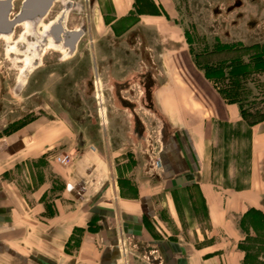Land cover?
I'll list each match as a JSON object with an SVG mask.
<instances>
[{
  "label": "crops",
  "instance_id": "obj_1",
  "mask_svg": "<svg viewBox=\"0 0 264 264\" xmlns=\"http://www.w3.org/2000/svg\"><path fill=\"white\" fill-rule=\"evenodd\" d=\"M97 4L110 13L115 41L139 32L147 45L149 63L137 74L152 82L148 109L171 129L161 167L151 170L133 146L145 140L137 118L123 130L119 116L104 113L103 90V146L78 143L81 153L65 168L50 157L61 142L71 145L64 133L44 117L15 127L0 94V264H264V122L249 127L197 67L168 0ZM94 40L101 77L134 75L130 55L117 66ZM22 62L21 74L31 58Z\"/></svg>",
  "mask_w": 264,
  "mask_h": 264
},
{
  "label": "rangeland",
  "instance_id": "obj_2",
  "mask_svg": "<svg viewBox=\"0 0 264 264\" xmlns=\"http://www.w3.org/2000/svg\"><path fill=\"white\" fill-rule=\"evenodd\" d=\"M168 5L171 17L182 28L186 44L194 61L201 67L212 68L214 78L217 80H221L218 77V74H221L219 73L221 69L229 66L230 63H235V60H240L247 64L248 72L255 73L243 81L246 91L251 93L248 101L252 105L256 104L259 106L264 104V0H168ZM104 8L101 6V11H105L106 8ZM98 9L99 4H97ZM71 19L69 18V21ZM97 20L94 25L95 32L90 35L91 39L98 41L97 48L99 45L106 46L104 40L108 39L106 50L114 53L113 63L118 66L117 57L125 60L127 59L125 55L128 54L132 64H134L133 70L135 71L133 75L135 81L132 90L123 91L122 93L117 92L120 97L122 96L121 99H128L124 100L126 103L124 106H128V110L124 109L117 101L118 98L116 96L118 95L116 92L106 90L102 92L105 105L108 104V110L105 107L104 113L119 116L123 130H130L131 124L136 126V118L138 119L139 128H143L145 132V140L138 144L134 143L133 146H135V149H141V147L143 150L147 149L141 152L149 158V167L154 171V164L159 159L158 154L163 149L164 141L167 138L166 135L171 129L159 115L148 109L144 96H141L144 79H142L143 74H137V72L141 71L145 62L149 63L148 59H146L147 45L138 38L140 37L139 32L129 35L126 38L128 43H125V41L118 43L117 40L115 41L112 31L104 28V22L99 15ZM68 26L69 30L77 28L76 24L74 27L70 26V24ZM101 28H104V34L100 32ZM148 35L152 38L150 31H148ZM5 43L6 49H0V94L2 102L6 104L8 115L18 121L15 127L35 120L38 117H44L53 122L55 128L59 130L58 132H63L65 137L70 140L71 145L61 142L55 146L50 157L55 160L63 155H70L71 162L68 166L81 153V150L76 147L78 143L85 144L90 149H95L97 146L102 147L106 132L104 131L101 107L95 99L97 92L91 91L89 88V85L92 84L90 75L91 57L94 58L95 56L94 44L89 42L88 36L84 38V41L82 40L78 53L74 57L76 59L77 56L79 58L83 56L82 64H84V67L79 68L84 69L81 78H85L86 84L82 83L80 90L77 92H74L76 87L73 86L69 95L66 87H64L65 82L64 86L62 85L61 72L62 66L68 65L67 68L70 75H73L76 70L74 68H77V66L74 67L75 65L71 64L74 58H68L65 62L57 61L60 54L47 50L49 54L44 57V65H47L46 62L49 61L50 68H52L54 74L47 79L45 75L47 73H41V79L44 81L36 89L35 78L30 74L31 72H29L26 82L24 84L20 83L21 71L25 69L22 57L20 55H10L9 57L7 49L12 44L9 42ZM255 57L260 60L255 62V64L249 65L250 60ZM151 66L154 67L153 65ZM229 69H225L222 72L226 77L230 71ZM68 80L66 84L75 82L71 76ZM102 83L106 86L110 84L104 80ZM225 83L220 82L219 85L223 87ZM35 91L39 92V102L33 94ZM76 96H80L81 103L79 108H77L78 103L75 105L70 100H73ZM99 96L100 91L98 92ZM112 98L117 101L120 107L117 112L115 108L111 107L114 103ZM133 110H135L134 118H131ZM220 129L222 134L223 128ZM82 139L84 142L81 141ZM243 143L245 144L244 147H240L244 149V151L240 152L241 165L246 163L248 159V133L244 136ZM226 144V141L221 140V147L217 150L223 151L226 148ZM68 148H70L69 151H67ZM56 167L65 168L66 166L58 164ZM50 197H57L56 192L54 194L51 193ZM243 229L248 231V226L243 224ZM262 242L264 246V241Z\"/></svg>",
  "mask_w": 264,
  "mask_h": 264
},
{
  "label": "flooded vegetation",
  "instance_id": "obj_3",
  "mask_svg": "<svg viewBox=\"0 0 264 264\" xmlns=\"http://www.w3.org/2000/svg\"><path fill=\"white\" fill-rule=\"evenodd\" d=\"M103 12L99 9L97 10V0H0V49H6V36H10L11 41L9 43L14 44L18 42L21 36L26 35L27 43L18 42L17 47L21 51L20 56L23 57L28 49V43H31L33 45V48L30 51V54L33 58L30 74L34 76V84H36V89H38L40 87V84L43 83L42 81H44L41 79V73L43 74V72H46L47 74L45 75L47 79L54 74L52 68H50L51 66L49 64V61L46 62L47 65H44V57L49 54L47 50H52L60 54V56L58 55L59 57L57 58V61L65 62V60L70 58H66L64 53L50 48L49 34L46 33L45 29L48 28L51 24L59 21V19L63 15L65 17V21L62 23L61 29H65L68 34L63 37L64 31H57L58 33L55 36L56 41H60L62 38L67 39V41H74L75 37H73L72 33L79 30L82 32L81 37L77 39V47L73 52V55L71 56V59H73L77 55L79 46L82 43V40L84 41V38L86 36H88L90 43H95V40L91 39L90 35L93 31L95 22L98 21V15L100 16V18L103 17L102 20L104 22L105 28H108L116 33V28L112 27V23L108 20V18H110V13H108V11L107 13ZM69 18H72L71 21H69ZM26 24H30L32 26V31L28 33L29 35H27V31L25 29ZM69 24L70 26L72 25V27H74L76 24L77 28L69 30ZM108 41V39H105L104 43L107 45ZM91 59L92 64L90 68V75L92 77V84L89 85V88L91 91L97 92L95 99L97 100L96 102L98 104L100 97H98V92L101 90H111L116 93L122 92L124 90H132V85L135 81L132 75H125L123 78H121V80H119L111 73L109 74L108 71L107 76L101 77V74L105 71L103 69L104 66L99 64L95 60V58L91 57ZM73 60L74 61L71 64H74V67L77 66V68H74L76 70L74 71L73 75H70V72L67 68L68 65L62 66L61 72V81L63 83L62 85L64 86L65 82L64 87H66L68 95L71 94L70 91L73 86L76 87L74 92H77L78 90H80L79 88H81L82 83L86 84L85 78H81L84 72V69H81L84 67V64H82L84 60L83 56L80 58L79 56H77V58H74ZM70 76L74 78L75 82L72 83L73 85L71 84V82H68V84H66V82L69 81L68 79H70ZM102 78L104 81H108L110 84H108L107 86L104 85V83H102ZM142 79H144V82L142 83L143 89L145 91L144 98L147 102L148 107L152 109L153 105L151 101L148 100L147 96V91H150L151 93L152 82L147 76H142ZM33 94L36 100L39 102V92L35 91ZM116 97L118 98L120 103L124 105L126 104L124 100H128L127 98H124V100L123 98L121 99L119 95ZM79 98L80 96H76L73 98V100L70 99L73 103H75V105H77L78 103L77 108H79L81 103Z\"/></svg>",
  "mask_w": 264,
  "mask_h": 264
},
{
  "label": "trees",
  "instance_id": "obj_4",
  "mask_svg": "<svg viewBox=\"0 0 264 264\" xmlns=\"http://www.w3.org/2000/svg\"><path fill=\"white\" fill-rule=\"evenodd\" d=\"M260 59L258 57L252 58L249 62L250 64H255ZM235 63H230L229 66L223 67L218 74V77L221 80H217L214 78L212 68L210 67H201L198 63L195 64L197 67L203 71L205 76L214 83L217 87L219 93L222 97L229 103L237 105L242 119L249 127H254L262 122H264V104L261 105H252L248 101V97L251 94L250 92L246 91L245 89L244 80H247L252 74L247 70V64L243 63L240 60H235ZM230 68V69H229ZM229 69L228 76L223 72V70ZM219 81V82H218ZM223 84V87L219 85V83ZM262 219V217L260 218ZM263 220H260L262 222Z\"/></svg>",
  "mask_w": 264,
  "mask_h": 264
},
{
  "label": "bare ground",
  "instance_id": "obj_5",
  "mask_svg": "<svg viewBox=\"0 0 264 264\" xmlns=\"http://www.w3.org/2000/svg\"><path fill=\"white\" fill-rule=\"evenodd\" d=\"M65 21V17L62 15L61 18L59 19V21L51 24L48 28H46V33L49 34V41H50V48H53L54 50L60 51L62 53L65 54V57H71L73 55V52L75 51L76 47H77V39L81 37L82 32L79 31H74L72 33L73 37H75L74 41H67V39H61L60 41H56V34L58 33L57 31L63 30L64 31V35H67V31L65 29H61V25L62 23ZM32 26L30 24H26L25 25V29L27 31V35H29L28 33H30L32 31ZM6 37H10V36H6ZM19 43H27L26 41V35L25 36H21L20 39L18 40ZM18 42L14 44V47L18 48ZM33 48V45L31 43H28V49L25 53V55L23 56V58H31V62L29 67H27V69L25 70V72L23 74H21L20 76V83L24 84L27 80V77L29 75V72H31V67H32V55L30 54L31 49ZM16 53L17 55H20L21 51L19 49H16Z\"/></svg>",
  "mask_w": 264,
  "mask_h": 264
},
{
  "label": "built area",
  "instance_id": "obj_6",
  "mask_svg": "<svg viewBox=\"0 0 264 264\" xmlns=\"http://www.w3.org/2000/svg\"><path fill=\"white\" fill-rule=\"evenodd\" d=\"M55 161L60 165L68 166L71 162V157H70V155H63L61 157L56 158ZM154 166H155L154 167L155 170L160 169V167H161L160 159H158V161L154 164Z\"/></svg>",
  "mask_w": 264,
  "mask_h": 264
},
{
  "label": "water",
  "instance_id": "obj_7",
  "mask_svg": "<svg viewBox=\"0 0 264 264\" xmlns=\"http://www.w3.org/2000/svg\"><path fill=\"white\" fill-rule=\"evenodd\" d=\"M147 96H148V100H150L151 99V93H150V91H147Z\"/></svg>",
  "mask_w": 264,
  "mask_h": 264
}]
</instances>
